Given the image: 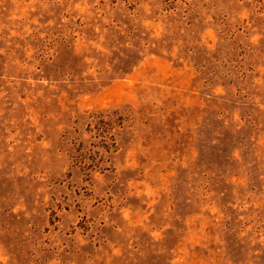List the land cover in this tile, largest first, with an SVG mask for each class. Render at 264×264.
Returning <instances> with one entry per match:
<instances>
[{
  "label": "rangeland",
  "instance_id": "obj_1",
  "mask_svg": "<svg viewBox=\"0 0 264 264\" xmlns=\"http://www.w3.org/2000/svg\"><path fill=\"white\" fill-rule=\"evenodd\" d=\"M0 264H264V0H0Z\"/></svg>",
  "mask_w": 264,
  "mask_h": 264
}]
</instances>
